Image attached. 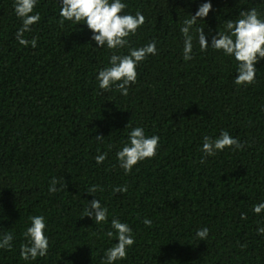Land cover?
Listing matches in <instances>:
<instances>
[{
	"label": "trees",
	"instance_id": "obj_1",
	"mask_svg": "<svg viewBox=\"0 0 264 264\" xmlns=\"http://www.w3.org/2000/svg\"><path fill=\"white\" fill-rule=\"evenodd\" d=\"M125 2V12L145 17L130 45L156 40L158 49L139 65L126 96L99 89L96 75L111 52L93 50L86 25L61 24L58 0L36 6L41 20L25 33L35 48L17 42L13 0H0V234L14 235L0 264H100L118 241L104 235L110 224L84 216L87 201L98 198L109 221H126L135 236L117 264H264V235L256 231L264 212L252 211L264 201V59L255 82L238 86L235 62L221 52L195 44L193 59H183L180 25L205 0ZM210 2L197 22L209 42L240 11L264 13V0ZM128 123L160 141L156 155L126 175L115 153ZM221 131L242 147L204 156L203 137ZM101 152L107 158L97 164ZM93 184L103 189L97 197L86 193ZM116 186L126 191L113 193ZM37 214L47 222L48 253L25 261L22 233ZM203 227L209 232L200 241L195 231Z\"/></svg>",
	"mask_w": 264,
	"mask_h": 264
},
{
	"label": "clouds",
	"instance_id": "obj_2",
	"mask_svg": "<svg viewBox=\"0 0 264 264\" xmlns=\"http://www.w3.org/2000/svg\"><path fill=\"white\" fill-rule=\"evenodd\" d=\"M195 2V0H192ZM39 0H13V10L21 21V26L15 33L17 42L22 46L36 47V38L30 41L25 38V33L32 31V25L41 20L39 12L35 11ZM60 5V23L65 21L86 25L92 33L91 40L95 42L93 50L107 49L111 52L106 66L99 69L96 80L102 91L113 88L121 95H128L129 86L137 79V68L149 56H155L158 52L157 41L152 40L139 47L130 45L129 37L135 36L138 29L144 24L145 17L141 11L135 14L125 12L127 3L125 0H58ZM212 8L210 0L200 4L195 14H187L180 25L179 31L183 36L182 56L185 61L193 59V48L198 44L201 52L209 48L221 52L224 56L231 57L235 62L237 76L233 82L236 85H247L255 82L259 60L264 59V13L253 7L246 11H240L235 19L223 22V29L217 30L211 36L209 42L204 27L198 26V21L207 17ZM126 50V51H124ZM126 128L127 139L117 149L115 156L119 167L127 175L138 162L154 157L158 151L160 138L157 135H146L141 126ZM95 139L102 141L104 138L97 136ZM242 147L241 142L229 134L221 131L215 138L205 135L203 137L202 152L206 157L215 156L226 148L236 150ZM99 151V150H98ZM107 158L106 152H101L94 157L97 164H102ZM58 180L53 178L49 185V192H57ZM63 187V184L61 185ZM103 191L98 185H90L86 193L95 197L97 191ZM113 193H123L126 188L116 186ZM84 209L85 215L93 219L94 224H110L104 235L109 240L118 241L112 243L104 250L100 264H117L127 257L128 249L135 243L132 228L126 221L113 217L109 221V213L100 199L87 201ZM255 214L264 212V201L253 206ZM242 219L245 218L242 214ZM30 224L23 231L24 242L20 246V257L25 260H36L45 257L48 253L49 238L47 235V222L44 215L37 214L29 217ZM146 226H151L148 218L143 220ZM257 234L264 235V227L258 226ZM207 227L195 231V237L205 241L208 236ZM14 235L9 232L0 234V249H12Z\"/></svg>",
	"mask_w": 264,
	"mask_h": 264
}]
</instances>
